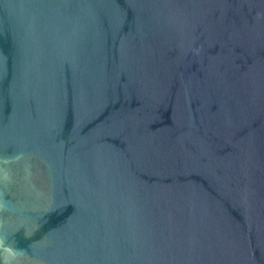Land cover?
Wrapping results in <instances>:
<instances>
[{
  "label": "water",
  "instance_id": "95a60500",
  "mask_svg": "<svg viewBox=\"0 0 264 264\" xmlns=\"http://www.w3.org/2000/svg\"><path fill=\"white\" fill-rule=\"evenodd\" d=\"M4 264H264V0H0Z\"/></svg>",
  "mask_w": 264,
  "mask_h": 264
},
{
  "label": "snow or ice",
  "instance_id": "6c2138e0",
  "mask_svg": "<svg viewBox=\"0 0 264 264\" xmlns=\"http://www.w3.org/2000/svg\"><path fill=\"white\" fill-rule=\"evenodd\" d=\"M2 251H3L2 246H0V252ZM0 264H4L2 257H0Z\"/></svg>",
  "mask_w": 264,
  "mask_h": 264
}]
</instances>
